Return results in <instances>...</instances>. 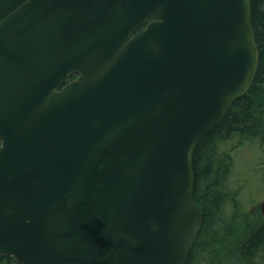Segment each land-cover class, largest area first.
I'll return each mask as SVG.
<instances>
[{
  "label": "water",
  "instance_id": "95a60500",
  "mask_svg": "<svg viewBox=\"0 0 264 264\" xmlns=\"http://www.w3.org/2000/svg\"><path fill=\"white\" fill-rule=\"evenodd\" d=\"M259 61L252 0H26L0 21V258L187 264L195 149Z\"/></svg>",
  "mask_w": 264,
  "mask_h": 264
},
{
  "label": "trees",
  "instance_id": "16d2710c",
  "mask_svg": "<svg viewBox=\"0 0 264 264\" xmlns=\"http://www.w3.org/2000/svg\"><path fill=\"white\" fill-rule=\"evenodd\" d=\"M26 0H0V21L17 10ZM253 27L259 49L260 62L255 79L247 94L237 99L219 125L197 145L193 169L194 200L203 223L189 254L187 264H202L206 254L221 246L218 264H262L257 255L264 249V221L252 227L242 238L225 236L233 223L240 221L235 191L230 192L229 175L235 153L246 143H263L264 152V0H252ZM77 78L73 75L69 81ZM259 147V146H258ZM242 190V185L234 186ZM12 257L0 258V264H11Z\"/></svg>",
  "mask_w": 264,
  "mask_h": 264
},
{
  "label": "rangeland",
  "instance_id": "374dc122",
  "mask_svg": "<svg viewBox=\"0 0 264 264\" xmlns=\"http://www.w3.org/2000/svg\"><path fill=\"white\" fill-rule=\"evenodd\" d=\"M259 146V147H258ZM263 143H246L235 153L229 181L232 182L229 191L236 192L234 198L237 199V207L241 209L239 213L240 221L233 223L229 239L237 240L242 238L252 227L264 221L260 205L264 201V152L261 149ZM242 185V190H234V186ZM225 241L218 243L212 252L206 254L202 264H218L221 260L222 248ZM221 245V246H220ZM264 256V249L257 257ZM264 264V259L261 260Z\"/></svg>",
  "mask_w": 264,
  "mask_h": 264
},
{
  "label": "flooded vegetation",
  "instance_id": "af4514ba",
  "mask_svg": "<svg viewBox=\"0 0 264 264\" xmlns=\"http://www.w3.org/2000/svg\"><path fill=\"white\" fill-rule=\"evenodd\" d=\"M260 206H261V205H260ZM259 258H260V259H259V260H260V263H262L261 260L264 259V256H263V257H259Z\"/></svg>",
  "mask_w": 264,
  "mask_h": 264
},
{
  "label": "bare ground",
  "instance_id": "6f19581e",
  "mask_svg": "<svg viewBox=\"0 0 264 264\" xmlns=\"http://www.w3.org/2000/svg\"><path fill=\"white\" fill-rule=\"evenodd\" d=\"M260 62V61H259Z\"/></svg>",
  "mask_w": 264,
  "mask_h": 264
}]
</instances>
